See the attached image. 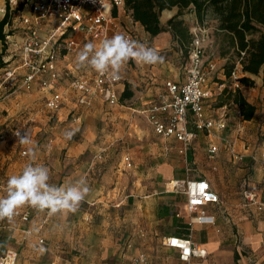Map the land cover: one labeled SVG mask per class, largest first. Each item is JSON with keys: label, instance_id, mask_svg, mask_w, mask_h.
<instances>
[{"label": "rangeland", "instance_id": "obj_1", "mask_svg": "<svg viewBox=\"0 0 264 264\" xmlns=\"http://www.w3.org/2000/svg\"><path fill=\"white\" fill-rule=\"evenodd\" d=\"M1 1L6 6V14L10 15V25L5 27V34L17 37L16 39L20 42L25 36V31L21 27L22 17L30 14L29 6L32 2L42 0H20L17 9L19 12L16 13L13 11L10 13L9 0ZM176 11V9L170 11L172 16L177 13ZM164 15L165 13L161 16V23L164 28H167V22L172 16L165 20ZM184 16L186 25L192 28L196 24L192 12H185ZM216 26L217 23L213 19L207 22L208 34L204 41V62L205 65L209 62L217 65V71L211 79L212 85L214 83L230 85L233 79H223V76L227 69L238 63V58L233 50H229L227 42L216 35ZM126 31L139 36L140 42L147 43L149 47H160L157 52L162 57V61L152 64L149 69L152 70L155 67L160 69L162 74L157 82L152 83L145 77L147 68H141L133 61H129L122 69L121 75L124 85H129L134 92V97L122 105L123 108H110L102 104L97 96L95 97L97 103L92 110L89 109L88 116L83 117L81 122L77 121L80 112L70 111L76 100L71 83L76 79L91 80L96 72L90 67H77L78 52L67 55L62 52L61 59L69 56L61 61L62 79L59 84L63 89L59 90L68 94L72 102L70 107L59 112H49L45 108L43 96L35 88L29 93H22L16 97L22 98L25 102L30 98H39L32 102L28 109L29 103H25L18 112L14 114L10 112L9 117L5 114L0 117V133L8 150V153L0 155V196L5 194L7 178L20 174L26 164L33 162L22 154V148L27 150L29 146L22 145L19 139L15 138L16 129H20L21 134L27 135L33 141L31 146L35 148L36 154L34 163L48 167L49 182L52 184L68 185L80 178H85L90 192H94L98 188L96 181L100 184L102 175L108 176L111 168L114 169V190L116 189L114 197L105 195L102 198L92 195L90 203L95 205L82 202L75 215L72 213L67 220L68 229L64 230L63 235L69 239L62 241L60 247L48 239L40 245L37 236L24 235L23 231L27 230L31 224L22 222V213L28 211L33 217L37 213L36 209L25 206L17 210L11 222L7 219L0 220V254L6 250H16L19 253L17 264H49L52 261H57L58 264H120L122 262V260L119 262L114 259V206H123L122 199L128 194L126 187L128 182L142 173H154L152 169L160 162L159 154L164 147L161 138L154 133L147 120L134 110L140 109L141 103L150 99L148 94L151 96L161 90L162 80L175 77L178 80L184 79L189 65V50L181 51L178 43L172 40L168 32L156 37L155 41L146 38L140 28L131 27ZM258 36V34L255 35V37ZM76 39L80 41L82 48L89 42L80 34L76 35ZM5 46L8 47V45ZM6 54L11 53L6 52ZM13 59L18 57L13 56ZM236 67V77L239 79L246 77L242 76L241 68L238 65ZM254 100L253 104L263 111L264 98ZM32 107L35 109H31ZM228 117L236 118L234 115H228ZM258 123L261 125L258 136L264 143V113L262 112L256 118L255 125ZM232 124H238V120ZM67 131L74 132L71 140L65 137ZM0 148L1 151L3 147L0 146ZM101 149H107V151L99 160L96 156L100 154ZM126 157L132 159L131 169H127L124 163ZM85 218L88 219L85 220ZM232 228L233 232L237 233L235 226ZM51 232L56 236L59 234L58 231ZM131 238L133 237H124L122 248L126 249L125 244ZM131 249L135 253L134 256L139 252L156 256L158 251H162V247H152L150 250L147 246L140 244L134 245ZM124 264L131 263L126 260Z\"/></svg>", "mask_w": 264, "mask_h": 264}, {"label": "crops", "instance_id": "obj_2", "mask_svg": "<svg viewBox=\"0 0 264 264\" xmlns=\"http://www.w3.org/2000/svg\"><path fill=\"white\" fill-rule=\"evenodd\" d=\"M4 7L5 4L0 0V21L5 17L2 12ZM176 10L178 12V9ZM192 17L196 21L194 13H192ZM183 19L186 20V17L183 16ZM21 27H23L22 24ZM131 27L140 28L146 38L156 41V38H152L146 33L140 24L133 21L125 9L120 10L114 16L111 37L117 33L132 34L126 31ZM45 29L47 31L48 28L46 27ZM168 34L171 35L169 32ZM80 35L83 36V34ZM132 35L140 42L139 36ZM16 38H10L9 43L11 44L7 43L8 47L3 46L4 44L2 45L0 41V55L4 54L2 60L5 67H12L18 63V59H13V56L18 55L16 46L21 44L24 36L20 42ZM84 40L93 42L86 38ZM78 42L80 43V41ZM144 44L147 45V43ZM151 48L156 51L160 49L157 46H152ZM81 50L80 44L75 53ZM6 52L12 55H7ZM68 56H64L59 61L58 69L60 71L61 61ZM133 62L141 68H147L145 69L147 72L145 77L148 81L155 83L161 78L162 71L160 69L155 67L152 70L149 69L152 64L145 65ZM242 76L249 77L255 82L253 87L242 85L239 89L246 98H250L248 101L253 104L255 98H264L262 76L248 74ZM184 79L178 80L175 77L162 80L161 90L156 91L151 96L148 94L150 99L146 102L153 100L169 83H181ZM223 79H226L225 75ZM35 88L43 96L45 108L49 112L54 113V111H50L46 107V101L49 97L48 89H44L43 85H38ZM57 88L63 89L61 84H58ZM119 89L121 93L124 92V79ZM210 89L212 98L206 102L208 114L215 118L226 117L227 128L224 131H214L212 135L199 133L185 156L177 152L176 148H178V145H175V142L161 138L164 147L162 153L159 154L160 162L152 169L154 173H142L128 182L126 185L128 194L122 199L123 206H114V259L119 262L122 260L120 264H124L126 260L133 264L132 260L135 257V253L131 248L137 244L147 246V249L150 250L152 247H162V251H158L156 256L149 255L152 264H184L178 260L175 250L163 246V240L171 236L187 237L190 235L196 242L205 247L209 254L207 259L201 261L193 260L190 264H264V245L262 241L264 233V143L260 141L258 136L261 125L260 123L255 125L256 118L259 113H264V110L261 111L255 105L257 111L254 118L251 121H245L240 114L238 106L233 103L224 106L220 105L222 97L228 91L236 90L233 83L230 85L214 83L212 85L210 80ZM22 93L29 92L21 91L12 98L0 103V117L3 114L9 117L10 112L13 114L18 112L25 103H29L28 109L32 102L39 99L30 98L29 101L25 102L22 98H16ZM97 99L102 104L115 108L109 106L103 98L99 97ZM71 103L69 98L68 102L55 112L69 108ZM96 103L97 100L95 98L90 108L74 104L70 111L80 112L77 121L81 122L83 117L88 116V112L95 107ZM143 104L144 102L141 103V106ZM212 105H214L213 108ZM117 107L123 108L122 105ZM31 109H35V107ZM31 115L34 116L35 114ZM228 115H234L236 118L231 119ZM237 120L238 124H232V122L236 123ZM16 132H20V129L14 131V136ZM2 138L0 133V146L3 147L0 155L8 153L6 143ZM15 138L18 139L16 136ZM211 144H215L219 149L213 159L209 158L208 154ZM106 151L107 149H101L98 156H105ZM23 152H26V148H22V154ZM127 169L131 168L127 167ZM189 180H206L212 190L219 196L221 202L219 205H208L204 209L208 216L214 217L215 223L213 225H193L191 223L192 215L187 210V196L184 192L172 189L171 183ZM96 185L98 188L94 192H89L83 202L91 204L92 195L102 198L105 195L114 197L116 192V189L114 190V169L111 168L108 176L103 174L100 184H97L96 181ZM61 186H66V184L64 183ZM249 189H255L257 193L256 202L253 204L247 202L243 196V192ZM26 213L28 211H24L21 216L23 223L31 224L27 230L23 231L24 235H27L26 237L37 236L39 244L41 240H43L44 244L45 239H48L54 245H58V247L61 246L62 241L69 239V237L67 238V236L63 235V232L68 229L69 223L67 220L72 213L60 214V217H58L59 214L49 215L47 211H37L33 217L30 214L29 220L24 222L22 218ZM87 219L85 218V220ZM233 226H235V232L237 231V233L233 232ZM51 231H58L59 234L56 236ZM125 236L128 238L133 237L125 244V247L130 242L133 244L131 248L126 247L127 250L122 248ZM10 250H6V252ZM6 252L0 254V256H3ZM49 264H58V262L52 261Z\"/></svg>", "mask_w": 264, "mask_h": 264}, {"label": "built area", "instance_id": "obj_3", "mask_svg": "<svg viewBox=\"0 0 264 264\" xmlns=\"http://www.w3.org/2000/svg\"><path fill=\"white\" fill-rule=\"evenodd\" d=\"M19 1L9 0L10 13L19 12ZM29 9L30 14L22 17L25 36L21 44L16 46L18 63L12 67L0 65V103L21 91L29 92L36 86L43 85L49 91L46 107L55 112L69 100L68 94L57 88L62 79V73L58 69L62 52L67 55L78 50L80 43L76 39L77 34H83L84 38L97 45L103 39L110 38L113 33L114 13L125 9V0H42L32 2ZM2 12L6 15V6ZM192 34L189 65L184 81L169 83L153 100L134 110L147 120L158 137L175 142L178 145L177 152L184 156L199 133L212 135L214 131H224L227 128L226 117L215 118L207 111L206 102L212 98L210 80L217 71L216 63L209 62L205 65L204 62L207 23L203 26L196 25ZM126 36L136 40L132 34ZM10 38L11 36H7L5 45ZM236 74L237 68L231 79L234 88L240 89L242 84ZM122 84V77L118 81H112L96 72L91 80H74L71 88L76 94V106L90 108L98 96L109 106L117 107L121 106L120 97L123 92L121 93L119 86ZM218 151V147L211 144L208 149L209 158L213 159ZM97 158L102 159L101 156ZM124 162L128 168H132L130 158L126 157ZM171 184L172 189L184 192L187 196V210L192 215L193 225L215 223L214 217L208 216L204 209L208 205H219L221 202L206 180L175 181ZM243 196L251 204L256 202L255 189L246 190ZM29 217L28 212L22 219L27 222ZM262 241L264 245V233ZM40 244H43V240ZM132 245L130 242L127 248ZM163 246L175 250L178 260L184 264H190L193 260H205L209 256L206 248L191 235L165 238ZM18 257L16 251H7L0 256V264H17ZM132 263L152 264L150 256L145 252L136 255Z\"/></svg>", "mask_w": 264, "mask_h": 264}, {"label": "trees", "instance_id": "obj_4", "mask_svg": "<svg viewBox=\"0 0 264 264\" xmlns=\"http://www.w3.org/2000/svg\"><path fill=\"white\" fill-rule=\"evenodd\" d=\"M173 9H178V12L167 22V28H164L161 16L165 12L164 19H169ZM125 10L152 38L169 32L181 51H190L193 41L192 29L213 19L217 23L216 35L227 42L229 50H233L238 58V63L226 70V78L231 79L238 65L243 75L262 76L264 88V0H125ZM185 12H192L196 17V24L192 28H189L183 19ZM8 25L10 15L6 14L0 21V41L4 46L7 36H10L5 34V27ZM256 34L259 36L255 37ZM3 56L4 54L0 55L1 66L5 65ZM239 82L243 86L251 87L255 83L249 77H243ZM133 97L134 92L126 85L120 97L121 105ZM230 103L239 107L245 121L254 118L256 106L251 104L239 89L228 91L222 97L220 105Z\"/></svg>", "mask_w": 264, "mask_h": 264}, {"label": "clouds", "instance_id": "obj_5", "mask_svg": "<svg viewBox=\"0 0 264 264\" xmlns=\"http://www.w3.org/2000/svg\"><path fill=\"white\" fill-rule=\"evenodd\" d=\"M129 61L151 65L161 62L162 57L155 49L119 33L103 39L99 45L85 43L76 57L77 67H90L112 81L121 79V71ZM73 135V131L65 132L68 140ZM16 136L22 145L29 146L24 155L33 162L26 164L20 174L7 178L5 194L0 196V220L11 222L17 210L25 206L47 211L49 215L75 213L90 192L87 180L80 178L66 186L50 183L48 167L34 163L33 141L20 132Z\"/></svg>", "mask_w": 264, "mask_h": 264}]
</instances>
